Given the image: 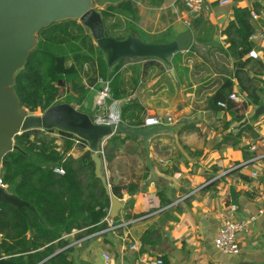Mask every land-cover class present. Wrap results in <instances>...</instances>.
<instances>
[{
  "label": "crops",
  "instance_id": "1",
  "mask_svg": "<svg viewBox=\"0 0 264 264\" xmlns=\"http://www.w3.org/2000/svg\"><path fill=\"white\" fill-rule=\"evenodd\" d=\"M252 1L219 4L218 0H205L200 19L215 26V42L225 48L220 31L232 19V8L251 7ZM257 1L264 8V0ZM135 3L144 10L138 22L147 32L148 28L141 25L152 11L156 23H164L157 32L169 28L172 39L188 28L185 20L191 21L186 10L175 7L176 0ZM254 19L257 29L252 38V55L264 61L259 50L264 46V9ZM129 22L134 23L132 17ZM198 22L196 19V27ZM196 37L197 31L191 47ZM196 52L184 58L189 71L182 83L176 74H170L171 66L157 59L135 62L143 77L138 85L134 83L130 88L133 79L128 73L124 80L118 79L128 95L138 98L143 107L140 126L145 117L160 113L172 115L173 122L168 124L172 129L157 132L148 141L158 182H147L148 169V175L143 177L147 165L140 138L118 145L110 162L102 159L101 169L109 186L110 182L121 186L119 199L123 205L112 219L124 222L104 231L108 226L105 220L92 232L80 233L77 228L63 232L73 264H140L141 259L153 254L161 255L168 264H264V212L258 210L264 190V154L261 147H250L264 135V102L247 103L241 118L235 116V110H212L208 97L224 78L232 76L233 62L221 49L211 51L201 45ZM237 88L234 84L233 89ZM79 146L82 151L87 149L86 144ZM159 192L170 202L161 205ZM231 202L238 205L236 215L255 216L248 229L238 234L240 251L236 254L222 252L214 244ZM151 226L156 230L153 236L158 234L160 240L143 243L142 236ZM132 243L135 247L130 248ZM104 253L110 256L108 261Z\"/></svg>",
  "mask_w": 264,
  "mask_h": 264
},
{
  "label": "trees",
  "instance_id": "2",
  "mask_svg": "<svg viewBox=\"0 0 264 264\" xmlns=\"http://www.w3.org/2000/svg\"><path fill=\"white\" fill-rule=\"evenodd\" d=\"M96 1L98 0H93V3ZM110 1L113 4H109L108 11L99 10L105 34L117 38L124 37L127 33L119 37L111 32L116 25L111 29L108 26V20L124 16L126 25L131 27L133 23L129 22V18L139 19L144 10L135 3V0ZM182 5L183 9L189 12L183 2ZM203 9L204 6L201 11L190 15L195 18L191 20V23H195L196 19L199 21L196 27L195 44L188 49L186 54L175 53L170 59V66L174 69L178 81L182 83L188 78L189 71V67L184 63L185 56L196 55V49L201 45L207 46L211 51L216 49L226 51L233 62L232 76L222 80L209 95L208 102L212 110L222 108L235 110V116L241 118L247 103H259L263 100L264 61L252 55L255 47L252 36L257 29L252 13L260 15L264 8L257 0L252 1L251 7L235 6L232 8V19L220 31L225 37L223 40L225 48L213 40L216 32L215 26L204 18L200 19ZM59 24L62 25V37L60 34L56 36L50 30L54 27V23L36 33V35L41 34V39L34 42L24 65L14 74L12 86L18 99L25 107L33 111H43L56 102L58 95L61 96L58 101H69L76 105L73 102L75 95L66 93L62 96L58 85V56L50 47L53 43L62 42L65 36L69 37L66 27L70 24H75L80 30L79 37L83 47L86 46L85 43L89 46L88 52H82L80 50L82 47L78 46L79 50L73 53L79 64L92 60L93 54L97 53L102 61V69L106 71L102 54L93 43L88 29L74 19L59 22ZM161 33L167 39L146 41L168 42L172 40L169 28ZM145 60L152 62L155 59ZM121 81L109 84L112 97H109L108 102L112 98L124 97L125 103L121 111H126L129 107L131 109L141 108L138 98L130 97L126 89L121 87ZM234 84L246 96L248 102L235 101L229 97ZM73 86L77 90L82 88V85L78 86L76 82ZM219 102H224L225 106L220 105ZM78 108L90 114L88 108L84 106H78ZM133 115L136 116L134 117L136 122L133 124L125 118H121V121L129 128L141 127L139 125L141 117L134 112ZM52 131L60 132L63 135L61 137L70 140L71 143L73 139L78 138L70 132L56 128L25 130L14 135L15 147L5 152L0 160L1 182L18 197L28 202L27 205L22 204L18 207L7 202H0V254L6 255L11 260L25 259L26 264H73L68 254L69 245L65 246L67 240L62 237L63 232H69L73 228L80 229V233L96 230L110 206V196L100 179L94 174L90 151L85 149L78 156H74L71 152L59 147L58 136ZM78 139L86 144L85 140ZM136 140V137L114 133L106 140L103 154L100 156L110 162L118 145ZM56 166L62 167L64 172H56L54 170ZM147 169L146 167L144 178L148 175ZM120 189V185L110 182L111 193L117 197L122 196ZM127 189L130 191L129 187ZM159 196L161 205L170 202L161 192ZM155 232L152 226L148 227L142 236V242H158L160 238L158 234L153 236Z\"/></svg>",
  "mask_w": 264,
  "mask_h": 264
},
{
  "label": "water",
  "instance_id": "3",
  "mask_svg": "<svg viewBox=\"0 0 264 264\" xmlns=\"http://www.w3.org/2000/svg\"><path fill=\"white\" fill-rule=\"evenodd\" d=\"M68 19L77 20L88 29L108 69L123 59L153 58L170 66V59L175 53L191 47L196 26L191 25L168 42L144 41L133 32L117 38L105 34L101 14L93 7V0H0V160L5 152L15 147L13 137L22 131L56 128L70 132L85 140L94 164V174L110 196L108 213L115 217L123 202L111 193L106 175L101 169L100 146L114 133L140 138L149 171L147 182H158L149 155L148 141L153 134L170 130L172 126L161 124L129 128L122 121L98 123L87 111L69 101H56L39 112L30 110L20 102L12 83L15 72L22 68L33 48V37L39 30ZM259 50L264 52V46L259 47ZM170 74L175 77L173 68ZM0 202L16 207L28 204L1 180ZM0 264H26V261L11 260L0 254Z\"/></svg>",
  "mask_w": 264,
  "mask_h": 264
},
{
  "label": "rangeland",
  "instance_id": "4",
  "mask_svg": "<svg viewBox=\"0 0 264 264\" xmlns=\"http://www.w3.org/2000/svg\"><path fill=\"white\" fill-rule=\"evenodd\" d=\"M113 4L110 0H98L96 3H93V7L95 9L99 10H105L108 11V6ZM176 6L178 10H183L182 0H176ZM147 10V15H148ZM189 15L191 13L188 12ZM146 16V15H145ZM144 16V17H145ZM176 16L175 14L173 15ZM191 20L195 19L194 16L190 17ZM70 20V19H68ZM65 21V20H63ZM59 21V22H63ZM108 26L111 28L112 26L116 25L114 29H110L111 32L114 35H117L121 37L120 35H123L124 33L133 32L136 35H138L139 38L142 40H163L167 39V37L161 35L162 33L157 32V30H160L164 23H156V14L152 11L149 14V17L144 20L146 21L144 24H142V27L148 28V32L142 29L139 26L138 19L133 20L134 23L130 26L126 25V18L124 16L114 17L108 20ZM188 21V20H187ZM59 22L54 23V27L50 28L51 31L54 32L56 36L61 34V28L62 25L59 24ZM76 22H78L76 20ZM79 23V22H78ZM136 23V24H135ZM190 25H195L194 23H191L189 20ZM77 24V23H76ZM157 24L159 26L157 27ZM262 26L264 28V23L262 22ZM128 27V28H127ZM157 27V29H156ZM67 28V32L69 37L65 36L62 42L60 43H53L50 45V47L53 49V51L58 56V76H59V88L62 91V96H64L66 93H71L75 95L73 102H75V106H84L85 108H88L90 111V114L94 116L96 113L99 112L101 103L104 101L105 104H109L108 99L109 97H112L111 93L109 96H107L105 99H101L99 97L100 90L102 89L103 85L106 83H112V82H118V79L124 80L126 77V74L128 73L129 76L133 79L130 81V88L135 83L138 85L139 78H143L141 74L138 71V68L135 67L136 61L140 59H123L117 64H115L112 68L108 69L106 66V63L104 61V65L106 66V71L102 69V61L100 59V56L97 53H94L92 56V60H89L87 62H84L82 64H79V61H77L76 57L73 55L75 51H78V46L82 47L80 50L82 52H88L89 46L87 43H85L86 46L83 47L82 40L79 37L80 30L75 26V24H70ZM85 32L87 30H84ZM151 31V32H150ZM72 38V39H71ZM41 39V34H38L33 37V46L34 42L36 43L38 40ZM93 40V39H92ZM94 43V42H93ZM103 57V56H102ZM76 82L79 85H82L81 89H76L73 86V83ZM135 85V86H136ZM137 89V87H135ZM134 88V89H135ZM130 97L133 98V96L130 95ZM113 99V98H112ZM117 99V98H115ZM125 103V99L119 100L118 107L120 110V116L121 118H125L129 123L133 124L136 122L135 115L132 116L133 112L134 114L137 113L139 117H141V121L144 118L143 113V107L141 108H133L130 107L126 109V111H121L122 105ZM140 104V103H139ZM36 112H39V110H35ZM53 134H56L58 137L57 142L59 141V147L64 149L65 151H73L75 155H78L82 152L81 146H83V142H73L71 143L70 140H65L60 136V132L52 131ZM32 135V134H31ZM60 136V137H59ZM83 143V144H81ZM74 144V145H73ZM87 146V145H86Z\"/></svg>",
  "mask_w": 264,
  "mask_h": 264
},
{
  "label": "built area",
  "instance_id": "5",
  "mask_svg": "<svg viewBox=\"0 0 264 264\" xmlns=\"http://www.w3.org/2000/svg\"><path fill=\"white\" fill-rule=\"evenodd\" d=\"M231 0H218L219 4H227L230 3ZM184 5L187 7L190 13H197L202 10L204 6L205 0H182ZM253 17H256L254 13H252ZM184 24L189 28L191 25L189 21L185 20ZM255 35L252 36V38ZM110 95L109 83L103 85L102 89L100 90L99 97L101 99H105L107 96ZM229 97L235 101H247V98L244 94H242L238 88L233 89ZM61 98L60 95L56 97V101ZM264 102V98L262 100ZM119 99H111L109 104H105L104 101L99 105L100 110L96 113L93 118L98 123H111V122H118L121 121L120 110L118 107ZM220 105L225 106L224 102H219ZM173 122V117L170 114H152L145 117L142 126H150V125H161V124H170ZM60 136H63L60 134ZM76 140L80 141L78 138ZM103 147L100 146L99 151L103 154ZM251 149H256L257 147H261L263 149L264 154V135H260L257 140L251 144ZM54 170L58 173H63L64 170L60 166L54 167ZM229 214L225 215L222 219L221 225L218 227L216 234L214 236V244L215 246L222 252L233 253L236 254L240 251V244L238 239V234L241 231H246L250 225V223L255 219L254 215L248 216H239L236 215L238 210V205L236 203H229ZM259 212H264V190L262 192V199L261 204L259 206ZM107 213L101 221L105 220L108 223L104 230L115 229L118 225L124 222L122 219H112ZM130 248L135 247V243L129 245ZM106 261L109 260L110 256L107 253L103 254ZM6 256V255H3ZM140 264H166L165 259L159 254H153L150 256L141 259Z\"/></svg>",
  "mask_w": 264,
  "mask_h": 264
}]
</instances>
